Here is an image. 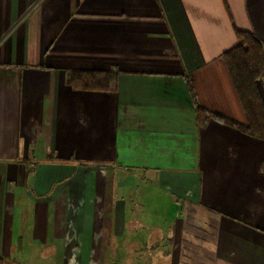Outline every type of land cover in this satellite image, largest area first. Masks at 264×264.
<instances>
[{"label": "crops", "instance_id": "0c3cea01", "mask_svg": "<svg viewBox=\"0 0 264 264\" xmlns=\"http://www.w3.org/2000/svg\"><path fill=\"white\" fill-rule=\"evenodd\" d=\"M238 32L264 0H0V264H182L189 212L264 264V139L198 112L247 122Z\"/></svg>", "mask_w": 264, "mask_h": 264}, {"label": "trees", "instance_id": "16d2710c", "mask_svg": "<svg viewBox=\"0 0 264 264\" xmlns=\"http://www.w3.org/2000/svg\"><path fill=\"white\" fill-rule=\"evenodd\" d=\"M237 39V44L222 56L231 73L235 89L247 117V122L245 124L239 123L202 107L198 108V112L203 118V123L209 117H212L220 122L234 126L251 136L264 139V101L261 99L258 88V81L264 77V45L254 34L248 32H238ZM87 79L83 83L84 87L104 88L108 84L110 77L105 75L97 79L91 73ZM193 219L192 213L186 214L185 228L187 234L193 233L195 238L198 237L197 239H200V229L195 226ZM214 224L215 220L210 215L208 230L211 239L214 236ZM207 250L213 255L208 248Z\"/></svg>", "mask_w": 264, "mask_h": 264}, {"label": "rangeland", "instance_id": "374dc122", "mask_svg": "<svg viewBox=\"0 0 264 264\" xmlns=\"http://www.w3.org/2000/svg\"><path fill=\"white\" fill-rule=\"evenodd\" d=\"M200 222L203 227L206 225L205 223H202V221ZM200 235L201 238L197 239L194 237L193 233L187 234L185 249L182 255V264H214V255L207 250V245L211 239L208 227L201 230ZM112 258V255L105 254V262H103L105 264H113Z\"/></svg>", "mask_w": 264, "mask_h": 264}]
</instances>
